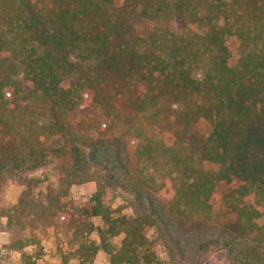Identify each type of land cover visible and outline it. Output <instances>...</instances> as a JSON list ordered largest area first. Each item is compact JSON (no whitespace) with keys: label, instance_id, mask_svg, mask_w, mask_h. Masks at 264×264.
Listing matches in <instances>:
<instances>
[{"label":"rangeland","instance_id":"1","mask_svg":"<svg viewBox=\"0 0 264 264\" xmlns=\"http://www.w3.org/2000/svg\"><path fill=\"white\" fill-rule=\"evenodd\" d=\"M34 2L23 9L13 0H0V45L8 39L5 48L10 46L12 56L20 37L25 34L26 23L32 22L29 16L38 11ZM44 4L41 11L49 14L47 3ZM109 18L119 26L121 39L115 42L117 48L131 49L141 65L125 57L122 67L102 69L99 74L102 98L97 109L72 113L69 128L76 137L75 142L92 160L94 179L73 184L67 200L89 206L97 181L103 180L115 215L149 216L145 233L165 264H264V213L257 217L254 211L264 205V122L236 128L231 134L233 142L227 158L206 159L202 149L213 130L211 113L199 115L194 108V113L185 119L187 105L192 104L185 94L182 96L185 101L176 103L173 97L165 100L161 91L164 84H168L167 89L173 94L179 91L178 69L184 65L188 69L190 63L198 76H215L213 67L218 59L209 46L214 48L221 34L233 42L243 40L248 48L264 47V0H114ZM235 33L240 37L233 35ZM179 61L176 67L174 64ZM152 64H156L157 74L166 69L169 78L164 76V81L158 84H148L146 78L136 83L134 76H142L140 66L149 73ZM2 67L0 62V81L10 74L14 82L21 77L16 73L18 69L5 73ZM126 69L130 73H126ZM142 86L152 92V99L146 100V110L135 112L131 98L140 100ZM19 89L24 91V88ZM154 110L158 111L156 115H152ZM136 136L144 142L151 138L153 143L170 138L177 140L180 150L184 147L188 155H193L217 178L227 173L230 163L239 173L231 172V183L221 178L217 190L223 197L220 195L221 199L213 204L209 217L195 215L173 200V184H181V177L171 160L166 156L139 157L134 146ZM58 142L50 138L48 145ZM95 151L97 156L93 158ZM52 154L50 149L40 167L23 172L24 177L45 180L32 188L35 198L44 203L58 187L54 176L56 157ZM251 175H255L253 183H246ZM163 184L164 188L160 189ZM26 191L23 183H14L6 190L4 200L9 205L16 204L25 197ZM64 200L61 198L59 204ZM4 222L5 218H0V264H22L21 252L9 247L10 233L5 230ZM94 222L96 226H104L100 217ZM45 230L46 233H39L43 255L38 264H63L65 259L66 264H80L74 251L68 248L65 235L50 227ZM123 236L109 237L108 247L119 248ZM89 238L99 244V248L92 262L85 264H111L99 231L95 230Z\"/></svg>","mask_w":264,"mask_h":264},{"label":"trees","instance_id":"2","mask_svg":"<svg viewBox=\"0 0 264 264\" xmlns=\"http://www.w3.org/2000/svg\"><path fill=\"white\" fill-rule=\"evenodd\" d=\"M13 1L23 9L32 2ZM113 2L35 0L38 11L29 16L32 22L26 23L25 34L20 37L15 55L10 54V46L5 48L8 39L3 46L0 45L3 51H0V62L5 73L15 68L18 69L16 73L21 74L15 82L11 80V74L0 81V218H5L4 227L10 233L9 247L21 252L22 264H38L43 255L41 234L46 233L47 227L67 237L68 248L74 251L80 264L92 262L99 248V244L89 238L95 230L99 231L103 247L110 254L111 264H165L156 255L154 245L145 233L149 216L115 215L103 180L97 181L89 206L67 200L73 184L94 179L92 160L88 152L75 142L76 137L70 131L68 123L72 113L97 109L102 98L99 83L102 69L122 67L125 57L141 65L131 49L117 48L115 42L121 39L119 26L109 18ZM44 3H47L49 14L41 11ZM103 18L105 22L101 21ZM233 35L240 37L237 33ZM209 49L214 50L218 59L213 67L215 76H198L193 73L195 68L187 62L188 69L185 65L178 69L179 91L173 94L167 89L168 84H164L161 91L165 100L173 97L176 103H182L185 96L190 100L192 104L187 105L189 109L184 114L185 119L194 113V108L199 115L211 113L213 130L202 152L206 159L213 160L219 156L227 158L233 142L231 134L236 132V128L264 122V47L248 48L243 40L233 42L221 34L215 40L214 48L210 45ZM178 63L180 61L174 65L177 67ZM151 67L148 73L140 66L142 76H134L135 82L146 78L148 84H158L169 75L166 69L157 74L156 64ZM127 72L129 70L126 69ZM19 87L24 91L21 92ZM142 87L143 94L138 96L140 100L131 98L135 112L146 110V100L152 99V92ZM209 90L210 94H207ZM154 113L152 115L158 111L154 110ZM248 133L246 131V135ZM50 138L59 142L49 146ZM151 140L144 142L140 137H134L139 157H168L181 177V184H173L176 205L185 206L195 215L209 217L213 204L223 197L217 190L219 181L223 178L231 183V172L239 173L237 168L230 163L227 173L217 178L206 171L193 155H188L183 146L180 150L177 140L170 138L155 143ZM50 149L56 157L54 176L58 187L51 197L47 196L45 205L35 198L32 190L45 180L24 177L23 172L40 167L42 158ZM92 156L96 158V151ZM254 177L251 175L245 182L253 183ZM19 182L27 186L26 195L18 203L9 205L4 200L6 190ZM61 198L66 200L60 205ZM254 211L257 217H261L264 205ZM96 217L102 219L103 227L96 226ZM120 234L124 235L121 246L108 247V238ZM67 261L65 259L63 264Z\"/></svg>","mask_w":264,"mask_h":264}]
</instances>
